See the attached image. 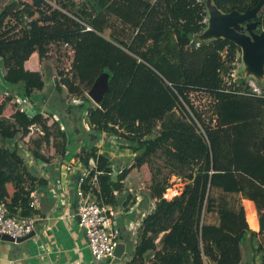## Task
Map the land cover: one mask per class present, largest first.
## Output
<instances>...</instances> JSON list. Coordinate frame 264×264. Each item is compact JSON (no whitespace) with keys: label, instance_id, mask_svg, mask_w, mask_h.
<instances>
[{"label":"trees","instance_id":"16d2710c","mask_svg":"<svg viewBox=\"0 0 264 264\" xmlns=\"http://www.w3.org/2000/svg\"><path fill=\"white\" fill-rule=\"evenodd\" d=\"M258 1L212 0L224 13L245 12ZM26 17L34 20L29 23ZM112 18L122 30L106 37ZM255 20L261 33L264 8ZM207 21L204 0H13L0 12V70L4 81L21 87L26 98L41 92L45 83L25 63L34 53L46 58L53 43H67L74 51L71 71L56 78L60 94L66 88L69 97H77L83 88L89 92L100 75L109 74V90L99 105L84 90L75 105L95 136L105 133L134 158L115 175L116 162L108 152L82 149L77 158L87 173L79 189L98 205L117 208L125 179L149 166V195L156 202L139 230L132 264H244L251 248L264 258V81L251 79L259 93L243 75L234 88L227 84L224 77L241 49L224 39L200 43L196 38ZM200 93L214 101L215 126L207 124L192 100ZM49 121L41 113L30 117L21 110L13 120H0V204L9 217H35L31 194L46 184L23 155L20 143L30 127L43 133L28 148L35 162L50 163L42 150L52 141L60 157L67 154V132ZM157 158L162 160L158 167ZM172 177L185 186L168 200L164 195ZM7 185L13 186V194ZM136 200L129 193L126 207ZM243 200L255 207L259 234L248 224Z\"/></svg>","mask_w":264,"mask_h":264},{"label":"crops","instance_id":"0c3cea01","mask_svg":"<svg viewBox=\"0 0 264 264\" xmlns=\"http://www.w3.org/2000/svg\"><path fill=\"white\" fill-rule=\"evenodd\" d=\"M11 1L13 0H0V12ZM23 1L31 3L30 0ZM37 61H39V56L37 53H34L25 63V69L39 72ZM4 75L5 71L0 70V79L4 80ZM55 75L54 81L56 82L57 73ZM3 92L0 94V106L2 108L0 120H13L16 108L20 105V102H17L13 95L19 96L21 101L26 100V97L22 88L18 89L15 86H10V88ZM81 101L76 99L75 102L79 104ZM61 102L63 104L64 102L67 103L64 109ZM70 104V99L64 101L61 98L59 102L49 103L47 106L48 111L44 113L31 112V109L19 108L30 117H34L39 113L43 114L45 118H48V115H52L53 119H50L49 125L51 126V123L57 121L61 125V128L67 132L69 143L65 157H60L58 151L52 152L50 156H46L42 150V154L45 157L51 158L50 163L28 161L31 172L37 177L46 180V184L34 192L36 198L33 201L36 203V210L38 211L36 216L39 218L36 236L20 244L0 240V264H132L133 262V252L139 240V230L143 220L152 213L156 200L150 198L149 190L142 197L136 188L130 187L129 190L124 188L120 204L115 209L119 212L117 223L121 230V238L127 245L126 252L121 259L103 260L101 262L93 259L85 234L79 226L76 215L79 179L87 173L77 156L81 153L82 149L91 150L97 148L98 155L108 152L111 161L116 162L114 170L116 169L117 172L128 166L126 165V162L129 160L126 156L128 151L121 152L116 144L109 151H104L101 145L108 136L105 133L95 136V132L91 129L90 125L83 132L82 128H79L78 123H76L77 120L71 118L73 112L72 110H68ZM75 117H77L76 114ZM31 139L28 135L23 139L25 142L21 140L20 144L24 147V152L30 148L31 143L29 141H32ZM55 150L58 149L56 148ZM91 167H93V161L91 162ZM132 172L128 178L134 176ZM123 184L125 185V182ZM7 189L10 194H13L14 189L12 185H7ZM129 193L137 197V200L134 205L126 207V196ZM243 205L246 209L247 221L251 230L258 234L260 226L253 203L243 200ZM159 240L160 238L156 243ZM250 251L249 259L254 258L255 264L264 263V258L260 259L256 254L253 256L252 248ZM146 264H150V262Z\"/></svg>","mask_w":264,"mask_h":264},{"label":"rangeland","instance_id":"374dc122","mask_svg":"<svg viewBox=\"0 0 264 264\" xmlns=\"http://www.w3.org/2000/svg\"><path fill=\"white\" fill-rule=\"evenodd\" d=\"M32 2V0H30ZM152 1V0H150ZM54 9H58V5L57 3L54 1L51 3ZM38 18V17H37ZM108 27L107 30L105 31V36L109 37L110 34H114L115 32L118 33L122 30V24H120V22L116 21L114 18L110 19L108 21ZM115 33V34H116ZM125 42H127V40H125ZM49 52L48 55L46 56V58L44 59H40L39 61H37V65H38V71L41 73L42 77H43V81L45 83V87L41 92H37L35 95H33L32 98H25L26 100L21 101V98L18 96L13 95L14 99L17 102H20V105H18V108H16L17 110L20 109H26V110H30L31 112H46L48 111V104L49 103H53V102H59L61 101V98L64 99V101L66 99H70L71 100V108H72V112L73 114L71 115V118H73L74 120H77L76 123H78L79 128H82L81 130L84 132L86 131V127L89 126V121L88 118L85 117L84 113L82 110H80L78 108L76 104V99H78L77 97L82 95V91H80V94L76 97V96H71L69 97V95L67 94L66 88L64 89V92L62 94H60L55 87V81L54 78L56 77V73H57V77H61L59 79H63L62 76L60 75V72H64V73H68L70 72V64H71V59L72 56L74 55L73 52V48H71L70 45H68L67 43L64 42H60L59 45H55L53 44V46L49 47ZM240 57L241 54H238L235 58V60L232 62L231 64V68L232 71L230 74L225 75V81L227 82V84L229 86H231L232 88H234L236 86V83L242 78V75L245 77V74L243 72V63L242 61H240ZM69 70V71H68ZM68 71V72H67ZM246 78V77H245ZM252 78H247L248 80V84L256 89L257 85L256 83L251 80ZM8 88H10V86L3 80L0 79V89H1V93H4L3 91L7 90ZM16 88L20 89L21 87L16 86ZM85 94L87 95L88 92L86 90H84ZM192 100L195 102V106L199 108L200 112L203 114L204 118L206 119V122L208 125L211 126H215L216 125V116L214 115V110L212 108V104H214L213 99L208 98L206 96H204L203 94H196V95H192ZM68 102V101H67ZM73 102V103H72ZM5 103V102H3ZM63 109L65 107V105L67 103L61 102ZM61 106V107H62ZM60 107V106H59ZM20 108V109H19ZM75 114L77 117H75ZM177 116L180 117L181 112L178 109L177 111ZM49 119H53L52 115H48ZM212 118L214 121H212ZM211 120V121H210ZM61 122V119H60ZM53 123H51L52 125ZM52 132H55L54 129ZM39 131H37L36 129H34L33 131V135H32V139L34 141V139H37L39 137ZM55 135V134H53ZM24 139V138H23ZM22 140V139H21ZM24 141V140H23ZM25 142V141H24ZM31 143L30 148H32V141H29ZM112 144H117V142H115L114 140H112V138H107L105 139L104 143L101 145L103 150H109L112 146ZM56 148L53 147V141L51 142L50 145H46L43 148V153L46 156H50L52 154V152H57V150H55ZM57 154V153H56ZM133 152H127L126 156L129 158L128 162H126L129 167L131 164V160L134 158V154ZM24 158L25 161L28 165V161L29 160H33V157L31 156V154L28 151L24 152ZM162 165V160L160 158L156 159V167L161 166ZM168 170H164V173H167ZM118 173V171L116 172ZM132 174H134V176L130 177V178H126L125 179V185L124 187L129 190V188H136L138 190L139 195H141L143 197V194L148 193V190L150 192L151 190V186H152V181H153V177L150 171L149 166L145 165L143 166L141 169L137 168L135 170H133ZM117 175V174H115ZM114 179H116V177H114ZM170 185L171 188L168 190V195H169V200H171L172 198H174L176 195H179L185 186L184 180L178 178V177H172L170 179ZM122 221V220H120ZM259 221V219H258ZM259 234V233H258ZM249 236V235H248ZM249 239V237H247ZM246 243V242H245ZM245 246V244H244ZM250 250L245 251V260H244V264L247 262V260L249 259ZM251 252V251H250ZM253 256H255V252L253 250ZM106 262V261H104Z\"/></svg>","mask_w":264,"mask_h":264},{"label":"water","instance_id":"95a60500","mask_svg":"<svg viewBox=\"0 0 264 264\" xmlns=\"http://www.w3.org/2000/svg\"><path fill=\"white\" fill-rule=\"evenodd\" d=\"M208 21L207 28L197 35L200 43L212 40L224 39L234 43L241 49L243 72L246 78H252L257 82L264 81V30L257 34L255 30L261 23L253 22L259 12L264 8V0H259L257 5L245 12L233 11L224 13L213 4L212 0H204ZM2 60L0 67H2ZM109 90V74L100 75L87 96L96 105H99ZM36 236V231L27 237L14 240L7 235H0L1 241L11 243H23ZM126 243L120 238L115 250L116 259H121L126 252Z\"/></svg>","mask_w":264,"mask_h":264},{"label":"built area","instance_id":"2783aa9c","mask_svg":"<svg viewBox=\"0 0 264 264\" xmlns=\"http://www.w3.org/2000/svg\"><path fill=\"white\" fill-rule=\"evenodd\" d=\"M26 20L30 23L34 20V17H26ZM53 44L59 45L60 43ZM53 44H51L49 47L53 46ZM73 56L71 59V64L73 62ZM255 91L257 93L260 92L258 88H256ZM34 129H37L39 134L43 135L39 127L33 126L30 127V139L33 135ZM95 165L96 164L93 162L92 169H94ZM121 171L122 169H120L118 173ZM114 172H116V169ZM82 181V178H80V184ZM95 181H97V176L95 177ZM31 198L32 203L30 207L36 209V203L33 201L36 198L35 193L31 194ZM90 198L91 197L89 194H86L82 189H79L77 194L76 208L79 226L82 228L85 234L88 247L95 261L101 262L103 260H114L116 259L114 253L121 238V230L117 223L119 212L111 206H100L97 203L91 201ZM164 198L169 200L168 191L164 195ZM8 214V209L3 204H0V235H7L14 240H18L27 237L32 232L36 231L37 223L39 221L38 216L32 218L16 219L9 217Z\"/></svg>","mask_w":264,"mask_h":264},{"label":"flooded vegetation","instance_id":"af4514ba","mask_svg":"<svg viewBox=\"0 0 264 264\" xmlns=\"http://www.w3.org/2000/svg\"><path fill=\"white\" fill-rule=\"evenodd\" d=\"M253 22H258V21L253 20ZM259 23H260V22H259ZM259 26H260V25H259ZM259 26H258V28H259ZM258 28L255 30V33L260 34V33L257 32V31H258Z\"/></svg>","mask_w":264,"mask_h":264}]
</instances>
